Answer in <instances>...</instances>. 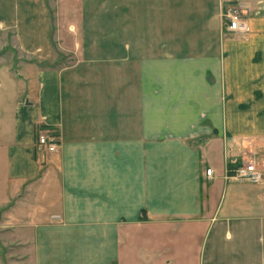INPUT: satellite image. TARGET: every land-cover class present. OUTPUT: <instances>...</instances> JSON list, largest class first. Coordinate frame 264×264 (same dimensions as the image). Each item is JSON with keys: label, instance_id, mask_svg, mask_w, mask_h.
Masks as SVG:
<instances>
[{"label": "crops", "instance_id": "0c3cea01", "mask_svg": "<svg viewBox=\"0 0 264 264\" xmlns=\"http://www.w3.org/2000/svg\"><path fill=\"white\" fill-rule=\"evenodd\" d=\"M52 7L72 64L0 65V234L29 264H264V182L227 178L264 174V0H0L40 64Z\"/></svg>", "mask_w": 264, "mask_h": 264}, {"label": "rangeland", "instance_id": "374dc122", "mask_svg": "<svg viewBox=\"0 0 264 264\" xmlns=\"http://www.w3.org/2000/svg\"><path fill=\"white\" fill-rule=\"evenodd\" d=\"M54 5L53 3H51ZM53 19V44L56 48L57 60L45 64H40L34 57L27 56L19 50L18 45L15 42L17 33L13 29L0 28V65L14 66L19 76H24V65L33 62L39 67H64L72 64L70 53H61L57 49L56 42H54L57 17L55 14V8H51ZM58 53V54H57ZM27 75V74H26ZM28 76V75H27ZM30 78V77H29ZM31 79V78H30ZM3 86V84H2ZM4 159H1L3 161ZM259 168V167H258ZM207 172V170H206ZM23 247L15 245L9 237L0 234V264H29L28 260H23L24 256ZM27 257V256H26Z\"/></svg>", "mask_w": 264, "mask_h": 264}, {"label": "built area", "instance_id": "2783aa9c", "mask_svg": "<svg viewBox=\"0 0 264 264\" xmlns=\"http://www.w3.org/2000/svg\"><path fill=\"white\" fill-rule=\"evenodd\" d=\"M225 32L237 35H245L250 32V26L241 7L230 6L223 14ZM38 145L48 153H55L59 147V139L52 132L45 131L38 137ZM214 171L207 169L206 176L212 178ZM227 178L234 182H248L262 184L264 174L254 161L234 162L231 164Z\"/></svg>", "mask_w": 264, "mask_h": 264}]
</instances>
